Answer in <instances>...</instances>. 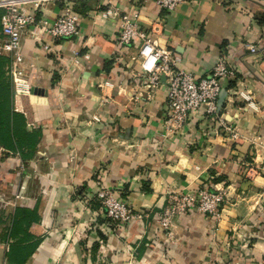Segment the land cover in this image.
I'll return each mask as SVG.
<instances>
[{"label":"crops","instance_id":"0c3cea01","mask_svg":"<svg viewBox=\"0 0 264 264\" xmlns=\"http://www.w3.org/2000/svg\"><path fill=\"white\" fill-rule=\"evenodd\" d=\"M68 1L81 16L79 36H26L23 54L34 64L29 95L18 96L11 81L14 111L30 131H41L32 158L41 160L15 205L7 200L17 192L18 167L33 160L0 147V207L10 214L0 212V264H7L6 228L16 208L36 209L37 221L18 235L25 245L41 241L25 264H96L87 263L92 250L99 264H264V0H187L170 12L154 0ZM63 5L48 3L45 17L56 18ZM112 8L138 17L148 31L163 19L153 39L198 79L227 55L236 76L222 81L227 98L221 106L218 100L216 116L202 109L178 134L162 137L165 78L148 87L139 64L124 56L127 69L119 61V22L105 16ZM101 188L115 189L142 217L114 224L96 200ZM203 189L227 193L219 218L181 215L168 240L157 219L169 193Z\"/></svg>","mask_w":264,"mask_h":264},{"label":"built area","instance_id":"2783aa9c","mask_svg":"<svg viewBox=\"0 0 264 264\" xmlns=\"http://www.w3.org/2000/svg\"><path fill=\"white\" fill-rule=\"evenodd\" d=\"M56 1H64L61 13L54 19L45 17L43 11L45 5ZM186 1L154 0L162 10L169 12L176 10ZM0 10L3 11L0 18V56L10 59L8 75L16 93L29 92L27 71L34 67V64L23 54L24 38L35 36L39 42L41 35H47L53 41L73 39L80 34L81 16L68 0H0ZM105 16H110L119 22L118 55L121 56L119 61L124 67L130 68V63H123L124 56H127L131 62L139 64L141 72L138 75L147 79L148 87L160 86L161 77L165 78L166 113L162 137L168 138L178 134L192 116L202 109L209 116H216L219 113L217 104L222 91V81L236 76L235 69L230 65L226 54L220 55L207 77L198 79L179 66V59L169 48L160 46L153 39L151 33L161 31L163 19H156L151 31H148L140 25L138 17L122 14L116 8L105 11ZM135 41L139 43L138 48L136 52L130 53ZM43 48L50 49L46 44ZM248 50L253 54L258 52L253 44L248 45ZM99 87H103V83H100ZM244 97L251 101L248 95ZM250 105L253 103L251 102ZM228 130L231 131L233 139H238V133L230 128ZM115 192V189L104 188L96 192V199L106 209L108 218L114 224L124 225L142 217L137 215L127 203L117 198ZM226 201L225 191L209 192L203 189L184 193L171 192L157 222L165 232H170L174 219L189 212L195 211L219 217L221 206Z\"/></svg>","mask_w":264,"mask_h":264},{"label":"trees","instance_id":"16d2710c","mask_svg":"<svg viewBox=\"0 0 264 264\" xmlns=\"http://www.w3.org/2000/svg\"><path fill=\"white\" fill-rule=\"evenodd\" d=\"M2 13L3 11L0 10V18ZM9 65L10 59L0 56V147L8 152L18 154L22 160H28L35 156L41 131H30L27 127L26 117L13 109L12 83L11 79L6 77V68ZM34 214H36V209L29 211L16 208L11 222L6 228L5 241L9 246L6 255L7 264H25L27 258L41 242L38 239L36 242L25 245L28 240L23 238L27 234L28 228L37 221ZM19 234L23 235L21 239H18Z\"/></svg>","mask_w":264,"mask_h":264},{"label":"rangeland","instance_id":"374dc122","mask_svg":"<svg viewBox=\"0 0 264 264\" xmlns=\"http://www.w3.org/2000/svg\"><path fill=\"white\" fill-rule=\"evenodd\" d=\"M12 155H15V154H12ZM34 158V157H33ZM33 160V159H32ZM41 159H34L32 162L30 161V162H22V165H20L19 167H18V169H20V171H21V174H20V177H19V180L17 181L18 183L16 184V190H17V192L14 194V195H12V194H10V198L9 197H7V198H9V200H7L8 202H15V205H19L20 204V199L19 198H17V196H18V192H19V190H21V188H22V184L26 181V182H30L31 184L33 183L34 184V178H35V176H37L38 175V171H37V169H36V165L38 164V161H40ZM32 184V185H33ZM208 191V190H207ZM209 192H216V191H209ZM7 196V195H6ZM5 198V197H4ZM3 212V213H6V216H9L10 214H9V210L6 208V206H4V205H1V207H0V212ZM217 218H219V217H217ZM167 233V235H168V237H171V238H169L168 240H173V236H171L172 234H171V232H169V231H167L166 232ZM248 243L247 242H245V244L244 245H247ZM251 245V244H250ZM249 245V246H250ZM81 248H82V251L84 252V251H86V252H88V251H90V248H87L86 249V246H85V243H83L82 241H81ZM238 248H239V246H237ZM246 247V246H245ZM240 251L242 250V249H244L243 247H241L240 246ZM89 258H90V260L93 262V261H95L96 260V264H99V262L97 261L98 259L96 258V256H95V254H94V251L92 250V252H90V255L88 254V257H87V263H89L88 261H89ZM103 262V261H102ZM225 262V261H224ZM227 262H232L231 261V259L229 258L228 260H227ZM101 264V263H100ZM225 264H227V263H225Z\"/></svg>","mask_w":264,"mask_h":264},{"label":"water","instance_id":"95a60500","mask_svg":"<svg viewBox=\"0 0 264 264\" xmlns=\"http://www.w3.org/2000/svg\"><path fill=\"white\" fill-rule=\"evenodd\" d=\"M164 77H162V79H163ZM226 98H227V92L226 91H222L221 92V95H220V97H219V105L221 106L223 103H224V101L226 100Z\"/></svg>","mask_w":264,"mask_h":264},{"label":"bare ground","instance_id":"6f19581e","mask_svg":"<svg viewBox=\"0 0 264 264\" xmlns=\"http://www.w3.org/2000/svg\"><path fill=\"white\" fill-rule=\"evenodd\" d=\"M30 92H26V91H20L17 95L18 96H24V95H29ZM22 197L25 199L24 195H22Z\"/></svg>","mask_w":264,"mask_h":264}]
</instances>
